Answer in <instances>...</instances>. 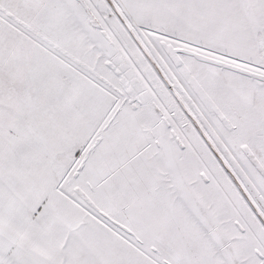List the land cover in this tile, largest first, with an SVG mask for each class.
<instances>
[{
  "label": "snow or ice",
  "instance_id": "snow-or-ice-1",
  "mask_svg": "<svg viewBox=\"0 0 264 264\" xmlns=\"http://www.w3.org/2000/svg\"><path fill=\"white\" fill-rule=\"evenodd\" d=\"M0 264H264V0H0Z\"/></svg>",
  "mask_w": 264,
  "mask_h": 264
}]
</instances>
